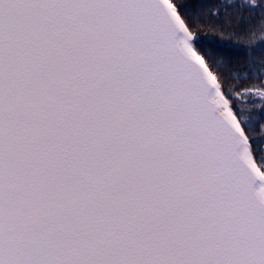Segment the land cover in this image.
I'll list each match as a JSON object with an SVG mask.
<instances>
[{
    "label": "snow or ice",
    "instance_id": "obj_1",
    "mask_svg": "<svg viewBox=\"0 0 264 264\" xmlns=\"http://www.w3.org/2000/svg\"><path fill=\"white\" fill-rule=\"evenodd\" d=\"M239 7L0 0V264H264V56L233 51L264 0Z\"/></svg>",
    "mask_w": 264,
    "mask_h": 264
},
{
    "label": "trees",
    "instance_id": "obj_2",
    "mask_svg": "<svg viewBox=\"0 0 264 264\" xmlns=\"http://www.w3.org/2000/svg\"><path fill=\"white\" fill-rule=\"evenodd\" d=\"M187 2L200 6L204 11L219 8L220 22H223L226 18L230 19L231 27L237 31H243L248 26L251 17L255 15L251 10L239 7L245 0H187ZM249 2L254 3L255 0H249ZM223 34L227 35L228 33ZM215 35H221V33L217 32ZM242 43L248 47L247 49H233L238 56L243 57L246 51L256 58L264 56V32L257 30L244 38ZM241 74H243V69H241ZM256 107H259V105Z\"/></svg>",
    "mask_w": 264,
    "mask_h": 264
}]
</instances>
